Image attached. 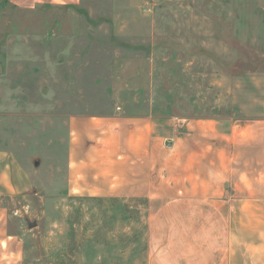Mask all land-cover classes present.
I'll list each match as a JSON object with an SVG mask.
<instances>
[{"label": "rangeland", "instance_id": "374dc122", "mask_svg": "<svg viewBox=\"0 0 264 264\" xmlns=\"http://www.w3.org/2000/svg\"><path fill=\"white\" fill-rule=\"evenodd\" d=\"M113 112L163 133L263 119L264 0H0V150L33 185L0 194V264H161L157 247L183 248L169 219L153 236L148 199L67 195L69 114Z\"/></svg>", "mask_w": 264, "mask_h": 264}, {"label": "crops", "instance_id": "0c3cea01", "mask_svg": "<svg viewBox=\"0 0 264 264\" xmlns=\"http://www.w3.org/2000/svg\"><path fill=\"white\" fill-rule=\"evenodd\" d=\"M183 127L163 133L149 114H69L67 195L163 206L153 236L169 219L183 248L154 240L158 259L169 254L161 264H264V118ZM32 188L16 155L0 150V194Z\"/></svg>", "mask_w": 264, "mask_h": 264}, {"label": "built area", "instance_id": "2783aa9c", "mask_svg": "<svg viewBox=\"0 0 264 264\" xmlns=\"http://www.w3.org/2000/svg\"><path fill=\"white\" fill-rule=\"evenodd\" d=\"M0 205H1V202H0Z\"/></svg>", "mask_w": 264, "mask_h": 264}]
</instances>
